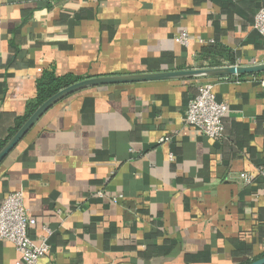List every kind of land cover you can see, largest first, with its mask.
<instances>
[{"label": "crops", "instance_id": "crops-1", "mask_svg": "<svg viewBox=\"0 0 264 264\" xmlns=\"http://www.w3.org/2000/svg\"><path fill=\"white\" fill-rule=\"evenodd\" d=\"M262 8L264 0H0V144L35 103L45 71L87 79L213 68L227 56L201 54L211 41L230 66L264 63L253 29ZM184 33L187 46L176 42ZM203 83L228 107L216 140L183 122ZM263 161L264 72L91 87L51 106L2 161L0 205L22 191L32 241L50 230L40 264H249L264 256ZM18 263L0 241V264Z\"/></svg>", "mask_w": 264, "mask_h": 264}, {"label": "built area", "instance_id": "built-area-1", "mask_svg": "<svg viewBox=\"0 0 264 264\" xmlns=\"http://www.w3.org/2000/svg\"><path fill=\"white\" fill-rule=\"evenodd\" d=\"M253 29L264 39V8L259 9L254 15ZM189 40V37L184 33L176 39V42L187 46ZM211 43L213 42L208 44ZM228 78L222 79L227 80ZM213 88L214 84L212 83L200 84L196 89L195 96L188 101L183 115V122L186 126L210 140H216L223 136V119L228 111L225 103L216 101ZM166 141H168L167 138L160 140V142ZM257 175L264 186V161L257 168ZM239 178L247 185L252 184L244 173H241ZM97 197L102 199L104 196L98 192ZM120 198V196L112 197L110 201L117 203ZM35 224V219L29 216L24 207L22 191L10 193L4 198L0 205V241L11 243L14 246L19 254L18 264H40V260L49 252L47 237L50 235V230L44 228L47 236L41 239L39 244H36L29 235Z\"/></svg>", "mask_w": 264, "mask_h": 264}, {"label": "water", "instance_id": "water-1", "mask_svg": "<svg viewBox=\"0 0 264 264\" xmlns=\"http://www.w3.org/2000/svg\"><path fill=\"white\" fill-rule=\"evenodd\" d=\"M264 72V63L249 65V66H226L219 68H203L192 69L183 71H168L163 73H147L142 75H128L117 77H95L83 79L77 83H74L56 93L46 102H44L36 111L26 120L21 128L15 133V135L5 144L0 150V164L7 157V155L18 145V143L25 137V135L31 130L35 123L41 118V116L56 102L62 98L71 95L77 91L100 86H112L122 84H132L140 82H153L167 79H176L182 77L192 76H207V77H219L225 78L230 76H244L255 75ZM249 264H264V257L255 260Z\"/></svg>", "mask_w": 264, "mask_h": 264}, {"label": "trees", "instance_id": "trees-1", "mask_svg": "<svg viewBox=\"0 0 264 264\" xmlns=\"http://www.w3.org/2000/svg\"><path fill=\"white\" fill-rule=\"evenodd\" d=\"M48 3H52V0H48ZM201 54H210V55H226L227 61L223 63H211L209 67H221L224 65L230 66L233 65V60L228 57V54H230L227 50L223 49L221 46H218L216 42H213L211 44H206L201 48ZM242 76L238 77L241 78ZM83 80V78L76 77L74 75H65L62 77H57L54 75L53 72L45 71L41 78L36 82V100L35 103L30 104L27 108V112L24 116L20 117L17 122L16 126L12 131H10L8 137L6 140H4L0 144V150L4 146V144L7 142L9 138H11L16 131L24 124V122L36 111L38 107H40L44 102H46L48 99H50L52 96H54L56 93H58L60 90L77 83L79 81ZM264 257V256H263ZM253 262V261H252ZM248 264V263H246Z\"/></svg>", "mask_w": 264, "mask_h": 264}]
</instances>
